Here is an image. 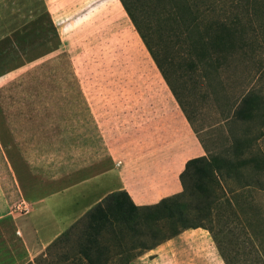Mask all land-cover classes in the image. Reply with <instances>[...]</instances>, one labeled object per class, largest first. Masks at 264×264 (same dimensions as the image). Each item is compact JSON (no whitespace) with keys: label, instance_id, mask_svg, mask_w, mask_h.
<instances>
[{"label":"rangeland","instance_id":"374dc122","mask_svg":"<svg viewBox=\"0 0 264 264\" xmlns=\"http://www.w3.org/2000/svg\"><path fill=\"white\" fill-rule=\"evenodd\" d=\"M114 1L122 15L114 17L115 30L108 26L103 30L56 33L43 19L40 30L11 33L10 39L0 42V157L5 154L13 172L25 173L16 176L17 181L22 179L33 192L49 186L52 166L55 165V172L65 171L64 120L73 105L82 104L79 89L89 84L94 87L96 83L108 87V74L126 73L127 64L114 67L113 59L120 62L137 56L140 77L151 71L158 76L120 3ZM112 9L111 4L107 25ZM144 11L152 20L151 8L145 7ZM251 30L254 38L244 55L225 54L223 66L208 74L201 65L189 69L186 47L173 48L161 32L152 34V41L160 47V64L205 155L222 150L227 144L229 129L224 119L229 103L247 91H258L264 96V17L258 14ZM57 120L62 121L60 127ZM220 126L223 129L218 130ZM233 130L241 134L243 128L237 126ZM91 147L95 157H105L100 145ZM259 147L264 153V135ZM74 162L77 167L82 160ZM19 201L15 198L10 208V221L26 213L27 203ZM246 202L254 204L252 211L247 210ZM243 207V214L238 212L236 217L222 209L219 217L212 218L213 238L205 230L188 229L153 252L129 251L138 253L129 264H225L222 255L228 264H264V194H247ZM71 245L58 244L47 260L58 264ZM129 246L126 243L122 248ZM10 264H15L13 257Z\"/></svg>","mask_w":264,"mask_h":264},{"label":"crops","instance_id":"0c3cea01","mask_svg":"<svg viewBox=\"0 0 264 264\" xmlns=\"http://www.w3.org/2000/svg\"><path fill=\"white\" fill-rule=\"evenodd\" d=\"M117 14L114 0H0V42L11 33L40 30L43 19L56 33L115 30ZM115 60L114 67L127 64L126 73L108 74V87L96 83L79 89L82 104L73 105L64 120L65 171L55 172L52 166L48 187L31 191L22 179L17 181L25 173L13 172L5 154L0 157V264H10L12 257L15 264L31 262L109 193L124 191L136 206L178 194L185 163L205 156L158 71V76L151 71L140 77L137 56ZM95 144L105 157H95ZM72 160L82 163L76 167ZM15 198L28 206L10 221Z\"/></svg>","mask_w":264,"mask_h":264},{"label":"trees","instance_id":"16d2710c","mask_svg":"<svg viewBox=\"0 0 264 264\" xmlns=\"http://www.w3.org/2000/svg\"><path fill=\"white\" fill-rule=\"evenodd\" d=\"M118 2L196 134L160 64V47L152 41V34L161 32L173 48L186 47L189 69L201 65L207 68H202L207 74L217 72L223 66L225 54L244 55L251 46L252 24L258 14L264 17V0ZM145 7L151 8L152 20L146 16ZM203 76L207 77L204 73ZM224 121L229 129L227 144L222 150L206 152L205 156L185 163L179 175L178 194L153 205L136 206L124 191L109 193L42 254L25 264H56V260H47L50 251L69 242L72 245L58 264H129L138 255L129 251H150L188 229L205 230L213 238L212 218L219 217L220 210L236 217L238 212L243 214L247 194H264V153L259 147L264 135V96L258 91L239 94L229 103ZM237 126L243 128L241 134L233 130ZM244 205L248 211L253 210L252 202ZM126 243L130 246L123 250ZM222 258L225 264L229 263L223 255Z\"/></svg>","mask_w":264,"mask_h":264},{"label":"built area","instance_id":"2783aa9c","mask_svg":"<svg viewBox=\"0 0 264 264\" xmlns=\"http://www.w3.org/2000/svg\"><path fill=\"white\" fill-rule=\"evenodd\" d=\"M21 209L25 211L26 210V207L25 206H22Z\"/></svg>","mask_w":264,"mask_h":264}]
</instances>
